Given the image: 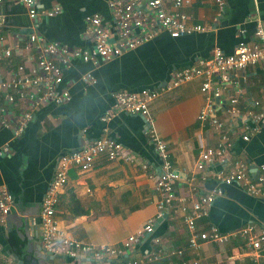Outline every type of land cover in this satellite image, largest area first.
Masks as SVG:
<instances>
[{
	"label": "crops",
	"instance_id": "0c3cea01",
	"mask_svg": "<svg viewBox=\"0 0 264 264\" xmlns=\"http://www.w3.org/2000/svg\"><path fill=\"white\" fill-rule=\"evenodd\" d=\"M39 2L45 9L56 4L62 7V11L54 16L41 17L39 31L46 40L59 41L70 47L92 48L93 42L85 34L87 15L100 13L105 22L111 21L105 0ZM185 2L183 10L190 14L189 22L202 24L206 30L179 37L161 31L152 40L97 66L74 60L65 68L62 84L71 92L69 102L41 107L18 138H14L8 129H0V149L5 143L11 146L9 153L0 156V185H6L16 201L10 214L12 220L7 221V230L0 225V244L6 254L13 257L7 246L8 233L14 230L19 234L20 218L24 220L23 231L29 225L30 229L33 228V218L40 219L42 201L59 157L81 148L86 139L116 138L134 150L151 168L145 170L139 162L109 160L102 154L96 158L91 170L72 169L57 207L60 225L77 240L95 245H120L156 215L160 196L154 188L152 174L160 170L161 160L149 139L143 116L118 113L107 121L102 119L113 106L114 93L123 89H161L171 81L176 70L198 59L209 58L216 46L226 53H233L241 39L254 36L258 20L264 24V0H224L223 5L216 0ZM0 32L4 35L18 32L24 37L14 50L13 64L22 63L28 56H36L34 46L25 48V37L32 32V27L23 5L14 1L0 4ZM88 71L94 74L96 83L82 81V75ZM233 77L243 82L239 107L242 110L249 107L264 109V64L249 66L243 74ZM201 86V78H195L171 91H163L149 104L154 128L168 143L175 170L179 173L177 200L173 208L156 220L154 232L146 234L135 244L124 264H131L140 256L143 261L138 264H179L181 257L171 253L178 249L184 250L185 259L197 255L188 245L189 231L181 210L182 199L190 204L189 180L192 175L198 181L202 176L206 177L204 182H198L201 193L221 190L214 199L209 216L199 222L202 229L216 225L224 232H233L248 224L264 228V199L252 196L240 184H224L216 176L221 171L231 170L240 160L247 162L252 177L259 173L264 164V127L249 140L243 139L246 124L250 123L241 116L228 118L225 108L233 93V85L221 84L216 78L214 86H221L222 90L216 114L228 122L233 145L227 161L215 160L197 172L200 152L208 146H217L220 139L218 131L198 118L204 105ZM2 103L4 100L0 99ZM31 232L40 248L38 237ZM156 236L161 238L158 244L153 243ZM25 240L28 244V239ZM159 249L163 252L160 259H144L145 254ZM252 254L253 251L238 236L227 244L202 243L198 252L204 264H251ZM60 258L62 260L52 264H78L63 256Z\"/></svg>",
	"mask_w": 264,
	"mask_h": 264
},
{
	"label": "built area",
	"instance_id": "2783aa9c",
	"mask_svg": "<svg viewBox=\"0 0 264 264\" xmlns=\"http://www.w3.org/2000/svg\"><path fill=\"white\" fill-rule=\"evenodd\" d=\"M6 1H14L24 6L32 27V32L25 37L27 39L25 48L34 46L37 51L36 56H28L22 63L13 64L14 50L19 47L24 37L18 32L6 35L0 32V99L4 100V103L0 104V129L10 130L14 138L22 136L35 112L41 107L48 104H65L71 100L70 90L62 84L65 68L71 66L74 60H82L97 66L152 40L161 31H167L172 37H179L206 30V26L202 24L189 22L190 14L183 10L185 0H105L111 16L110 23L105 22L100 13L89 14L85 18V34L90 36L92 48L70 47L59 41L46 40L39 31L41 17H51L60 13L62 11L60 5L45 9L40 7L39 0H0V4ZM216 1L219 5L224 3V0ZM257 64H264V24L261 20L256 23L254 36L251 39H241L233 53H226L221 47L216 46L209 58L198 59L193 64L176 70L171 81L161 89L116 91L113 106L102 119L107 121L118 113L136 114L145 118L149 139L161 160L160 170L152 174L155 180L154 188L160 196L156 215L149 218L144 226L128 236L120 245H95L83 242L73 238L60 225L56 215L57 207L60 195L68 185L72 169L89 171L94 167L96 158L102 154L109 160L139 162L145 170L151 168L148 162L140 160L134 150L116 138L102 136L94 140L86 139L81 148L59 157L42 201L40 219L31 220L33 226L31 230L38 237L41 249L45 253L63 256L69 262L78 264H124L135 244L146 234L154 232L156 220L173 208L177 200L176 184L179 173L175 170L168 143L159 136L149 116L150 102L163 91H171L184 82L201 78L204 105L198 118L220 133L217 146H208L200 152L196 171H202L215 160L227 161L233 145L228 122L216 114V107L220 104H217L216 100L221 97L222 92L221 86H214L216 78H219L221 84L233 85V93L225 108L228 118L235 119L241 116L250 123L246 124L243 139L249 140L264 127V109L249 107L242 110L239 107L243 82L233 77L243 74L249 66ZM82 81L85 84L97 82L91 71L82 75ZM10 151V144L5 143L0 149V156ZM216 176L224 184H240L252 196L264 199V164L256 177L250 175L247 162L241 160L237 161L231 170L221 171ZM205 180V176L198 181L197 177L192 175L189 180L190 204L188 205L184 199L181 204L183 219L189 231L188 245L197 255L185 259L182 249L172 250L171 253L181 257L179 264H204L198 256L202 243L227 244L233 237L238 236L253 251L251 264H264V228L248 224L237 231L224 232L216 225H210L207 229L200 227V220L209 216L216 195L221 193L220 189L201 193L198 182ZM15 206L16 201L12 192L6 185H0V225L5 230L8 215ZM160 242V237H153L154 244ZM162 255L161 249L154 250L145 254L144 259L158 260ZM141 261L143 259L140 256L131 261V264H138ZM0 264H17L12 256L3 251L1 244Z\"/></svg>",
	"mask_w": 264,
	"mask_h": 264
},
{
	"label": "water",
	"instance_id": "95a60500",
	"mask_svg": "<svg viewBox=\"0 0 264 264\" xmlns=\"http://www.w3.org/2000/svg\"><path fill=\"white\" fill-rule=\"evenodd\" d=\"M216 101H217V104H219L220 103V97H218ZM10 214H9V217H8V221L12 220ZM23 223H24V220L22 218H20V223L18 225L19 229L20 228L22 229L24 227ZM26 227L27 228L24 231L20 229L19 230V234H20L22 239H25V238L28 239V244H27V247H26V252H27L26 260L30 264H52L55 261H57L58 259L62 260V258H60L59 256H56V255H53V254H50V253H45L41 249V247L40 248L37 247V244H36L35 239H34V235H32V232H31V229H30V225L26 226ZM38 245L40 246V244H38ZM13 257H14V259H15L17 264H25L23 259H20V258H18L15 255H13Z\"/></svg>",
	"mask_w": 264,
	"mask_h": 264
},
{
	"label": "trees",
	"instance_id": "16d2710c",
	"mask_svg": "<svg viewBox=\"0 0 264 264\" xmlns=\"http://www.w3.org/2000/svg\"><path fill=\"white\" fill-rule=\"evenodd\" d=\"M7 246L11 254L17 256L20 259H23L25 264L29 263L26 260V247H27L26 240L22 239L21 236L18 233H16L14 230H10V232L8 233Z\"/></svg>",
	"mask_w": 264,
	"mask_h": 264
},
{
	"label": "flooded vegetation",
	"instance_id": "af4514ba",
	"mask_svg": "<svg viewBox=\"0 0 264 264\" xmlns=\"http://www.w3.org/2000/svg\"><path fill=\"white\" fill-rule=\"evenodd\" d=\"M28 264H30V263H28Z\"/></svg>",
	"mask_w": 264,
	"mask_h": 264
}]
</instances>
